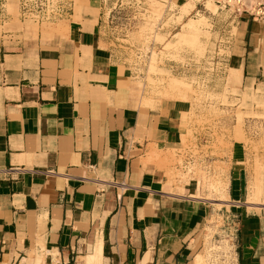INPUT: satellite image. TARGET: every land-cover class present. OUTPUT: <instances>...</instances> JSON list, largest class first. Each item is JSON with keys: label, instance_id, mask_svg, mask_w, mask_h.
Returning <instances> with one entry per match:
<instances>
[{"label": "crops", "instance_id": "1", "mask_svg": "<svg viewBox=\"0 0 264 264\" xmlns=\"http://www.w3.org/2000/svg\"><path fill=\"white\" fill-rule=\"evenodd\" d=\"M189 1L154 5L162 19L179 9L183 17ZM193 3L188 13L203 4ZM117 5L74 0L53 17L19 16L13 30H0V264H33L30 254L41 247L45 264H84L97 244L101 264H195L200 226L215 206L231 218L233 264H264V20L216 17L206 7L208 15L190 18L210 25L204 40L202 29L198 43L186 40L202 41L204 55L171 58L160 70L202 92L196 107L152 94L142 51L118 43ZM175 30L158 21L150 33L173 39ZM216 111L250 139L231 137L228 148L198 156L225 168L223 198L202 190L209 179L170 176L196 162L183 148L196 115ZM193 137L199 144L214 135ZM171 153L186 154L183 166ZM257 165L252 192L261 193L253 203Z\"/></svg>", "mask_w": 264, "mask_h": 264}, {"label": "rangeland", "instance_id": "2", "mask_svg": "<svg viewBox=\"0 0 264 264\" xmlns=\"http://www.w3.org/2000/svg\"><path fill=\"white\" fill-rule=\"evenodd\" d=\"M72 1L74 0H4L6 5L0 8V30H13L15 24L19 22V16L31 18L33 15L38 16V12H43L46 16L53 17L57 15V13H60V10L65 11L66 7L69 3H72ZM75 1L78 2L79 0ZM107 1L110 3L118 2V8L121 6V12L115 20V30L120 38L118 43L130 47L132 46L133 48L137 47L142 51L143 55L141 61L146 64L147 72L145 77L152 94L158 97L189 99L193 101L196 107L200 106L201 99L198 95L202 98V92H196V90L189 87L185 80L177 77V79L174 80L175 76H167L165 71L160 70V67L164 68L167 63L174 64L176 62L175 60H180L181 62L187 60V56L191 53V55L195 56V60L197 61L202 58L205 52L202 41L199 47H196L194 43H198L199 29H202L200 35V39L202 40L203 34L208 33L210 25H208V23L200 26V23L198 24L199 20L195 19L203 15H208L209 12L204 13V11L209 10L211 12L212 9L210 4H213L216 5V17H220L219 14L223 12L233 16L236 14H243L252 18L264 20V0H201L203 4L198 6L199 12L195 10L194 12L188 13L194 7L192 0L181 6L182 13H187L183 15V17H181V10L179 9L177 14L173 15V17L168 14L163 19L161 18L163 9H159L154 5L155 1L159 0ZM226 3H228V5ZM192 17L195 19H190ZM189 19L190 21L193 20L192 23L198 27V29L195 28L197 31L189 28L191 23ZM158 21H163L164 24L174 23L177 27L175 33L179 32L178 38H168L169 34L165 31L162 32L164 34L163 38L158 36V31L157 35L154 37V34L150 32L154 33ZM188 21L190 23H187ZM186 27L188 28L186 29ZM187 39H191L194 43L189 40L186 41ZM176 42L178 44H174ZM170 43L174 44L173 47L170 46ZM203 43L205 42L203 41ZM154 45L160 50L158 55H156L152 49ZM165 49L172 50V54L174 55H166L169 54L167 53L169 51L163 54ZM209 49L210 48L207 47V50ZM212 51L213 49L210 52ZM171 58L175 60L171 61ZM196 64L198 65L199 63ZM202 66H204V64H202ZM210 97L214 99L218 96H214L211 93ZM223 118H225V116L218 111L212 115H208L204 112L196 115L192 123V130L189 131V135L183 147H189V154L194 156L196 162L193 165L190 164L189 168L186 170H184L183 167L178 170L174 169L170 175L171 177H177L182 182L187 180L191 174L199 180L204 181L209 179L210 185L204 183L201 188L203 191H208V195L214 198H219V196L222 198L224 197V192L226 191L225 182L227 180V178L223 176L225 168L222 165L206 167V165L197 162L198 156H201L204 152L206 153L209 148H214V150H218L219 147L228 148L230 146L231 137L235 138L237 141L250 142V139L246 138L247 136L244 128L240 126L231 128L230 125L222 122ZM198 130H211L214 138L210 139L208 142L203 141L197 144L195 143L193 132ZM185 156L186 154H182V156L177 157L174 153H171L168 154V159H176L180 165H182ZM258 166L260 165L255 166L253 172L254 179H251L249 182V198L254 189L255 172ZM215 208L216 209L212 211L211 215L206 218L204 223L200 226L199 238L197 240L200 244V249L196 253H200L204 256L205 259H203V261L205 262L203 264H212V262L214 264H233L235 260L233 247L234 230L231 224V218L228 212L222 211L221 206H215Z\"/></svg>", "mask_w": 264, "mask_h": 264}, {"label": "bare ground", "instance_id": "3", "mask_svg": "<svg viewBox=\"0 0 264 264\" xmlns=\"http://www.w3.org/2000/svg\"><path fill=\"white\" fill-rule=\"evenodd\" d=\"M231 1V0H230ZM210 7H211V9H212V11L213 12H215L216 11V5H213V4H210ZM206 20V18L205 17H201L200 19H199V22H198V24L200 23V24H202L204 21ZM189 21H190V19H189ZM187 22V23H190V26H189V28L190 29H193V30H195V31H197L196 29H198V27H196L195 26V24H193L192 23V21H190V22ZM196 23V22H195ZM187 25V24H186ZM188 27H186V29H187ZM196 28V29H195ZM185 30V29H184ZM181 35V34H180ZM177 78L175 77L174 78V80H176ZM173 80V79H172ZM259 167H261V165L260 166H258L256 169L258 170V168ZM256 172H258V171H256ZM253 184V183H252ZM257 184V182H255V185ZM253 188H255V187H253ZM256 191H253L252 193H251V196H250V202H256V201H258V199H259V188L258 187H256V189H255ZM261 193V192H260ZM257 203V202H256ZM250 205H254V204H250ZM100 243V242H99ZM97 245H99V244H97ZM97 245H96V248H95V250H93V252H91L90 254H87V256L85 257V264H101V262H102V251H101V244L97 247ZM41 251L40 250H36V251H34L33 250V252H31V254H30V256H31V258H33V264H45V252H43V250H44V247H41ZM203 259H205L204 258V256L202 255V254H198V255H196V257H195V259H194V262H195V264H203L205 261H203Z\"/></svg>", "mask_w": 264, "mask_h": 264}, {"label": "built area", "instance_id": "4", "mask_svg": "<svg viewBox=\"0 0 264 264\" xmlns=\"http://www.w3.org/2000/svg\"><path fill=\"white\" fill-rule=\"evenodd\" d=\"M226 4L228 5V3H226ZM54 264H64V263H62L61 260L56 259L55 262H54ZM65 264H79V263H76V261H75L73 263H65ZM212 264H214V263L212 262Z\"/></svg>", "mask_w": 264, "mask_h": 264}]
</instances>
